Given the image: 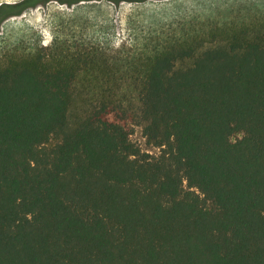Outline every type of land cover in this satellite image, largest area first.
<instances>
[{
	"label": "trees",
	"instance_id": "trees-1",
	"mask_svg": "<svg viewBox=\"0 0 264 264\" xmlns=\"http://www.w3.org/2000/svg\"><path fill=\"white\" fill-rule=\"evenodd\" d=\"M48 1H2L0 27ZM249 1L143 52L3 53L0 264H264V3Z\"/></svg>",
	"mask_w": 264,
	"mask_h": 264
},
{
	"label": "rangeland",
	"instance_id": "rangeland-1",
	"mask_svg": "<svg viewBox=\"0 0 264 264\" xmlns=\"http://www.w3.org/2000/svg\"><path fill=\"white\" fill-rule=\"evenodd\" d=\"M2 1L18 0H0V3ZM242 1L122 0L116 3L112 0H82L69 4L50 0L10 16L1 24L0 59L8 50H32L38 45L55 44L58 39H68L72 44L100 45L115 56L120 51L143 52L150 41L153 43L157 37L174 33L173 28L176 29L180 21L195 18L197 14L205 17L208 9L221 14L234 6L239 13L240 6L249 5ZM249 2L261 7L264 0H259L258 4L254 0ZM86 108L89 103L79 96L73 108L74 120L83 115ZM134 128L132 138L144 150L159 154L160 148L147 142L142 126Z\"/></svg>",
	"mask_w": 264,
	"mask_h": 264
}]
</instances>
